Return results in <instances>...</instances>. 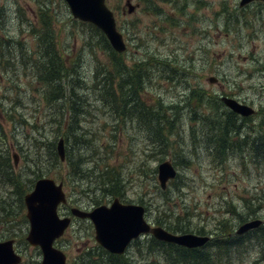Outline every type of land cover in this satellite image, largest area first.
Listing matches in <instances>:
<instances>
[{
	"label": "rangeland",
	"instance_id": "rangeland-1",
	"mask_svg": "<svg viewBox=\"0 0 264 264\" xmlns=\"http://www.w3.org/2000/svg\"><path fill=\"white\" fill-rule=\"evenodd\" d=\"M106 2L128 45L121 54L124 75L115 80L116 86L125 85L117 89L118 113L111 112L98 92L89 88L92 81L100 84L94 81L95 71L109 62L93 24L75 19L65 0H0V49L9 48L5 57L0 56V96L20 99L19 112L28 118L25 122L9 121L0 114L4 133L0 160L7 157V149L22 187L18 190L0 176V200L7 202L9 211L13 209L11 213L0 211L2 217H8L0 218V241L15 240V248L23 255L21 264H41L42 260L41 249L26 239L30 230L26 207L22 213H14L20 208L19 198L26 194L23 190L29 187L31 191L42 177L62 182L67 196L59 215L72 216V222L55 246L66 253L68 264H74L97 243L93 222L76 217L72 209L91 211L110 205L115 198L143 205L147 221L176 233L217 238L225 230L233 232L248 221L264 219V2L241 7V0H131L132 11L127 0ZM43 19L52 23L49 26L54 28L56 48L71 72L79 71L86 82V87L77 88L85 111L78 116L81 127L73 134L84 132L92 145L87 153L79 147L85 157L79 164L85 160L89 171L87 179L81 181L69 173L65 139V157L59 161L47 146L57 133H65L48 130H55L51 122L62 120L61 112L51 117L60 102L48 103L30 62L17 48L20 41L25 49H37V28L32 25L40 26ZM108 69L113 70L111 62ZM140 89L146 107L142 118L135 108L124 111L131 94L137 95ZM225 97L257 110L248 118V127L243 126L242 115H234L225 105ZM6 101V105L11 104ZM157 121L166 126L155 134ZM251 132L256 134L248 137ZM153 136L162 137L156 143L165 152L154 146ZM37 139L39 149L33 145L37 146ZM168 159L178 173L163 188L158 166ZM107 166L126 176L127 182L117 195L106 192L110 186L104 190L94 182ZM244 237L247 254L236 256L240 252L235 248L232 261L221 264H264V230ZM134 242L127 251L139 264L147 262L139 256Z\"/></svg>",
	"mask_w": 264,
	"mask_h": 264
},
{
	"label": "trees",
	"instance_id": "trees-1",
	"mask_svg": "<svg viewBox=\"0 0 264 264\" xmlns=\"http://www.w3.org/2000/svg\"><path fill=\"white\" fill-rule=\"evenodd\" d=\"M43 7V6H40ZM41 10V8L39 9ZM40 23V21H39ZM52 23H46L43 19V23H40V26L37 24H33L32 28L34 29L35 41L37 44V49L33 50L31 48L25 49L23 44L19 41L18 49H22L21 57L30 62V68L34 72L35 79L42 84L43 91L45 93L46 99L48 103H56L60 102L58 106H54V110L52 111L51 117L57 112H61L62 120L51 122L50 126L52 128H48L49 131L55 132L59 130H65L64 135H56L54 140H50L47 143V146L50 145L54 156L57 161H59L60 157L55 148L53 150L56 139L63 137L66 142V163L69 167V173H73L75 178L79 181L87 179L88 169L85 168V160L82 163V166L79 164L80 161L85 158L83 153H87L89 151V147L91 145L90 141L85 139L84 132H80L79 136L74 137V132L77 131V126L81 127L79 123L78 116L80 113L85 111L84 109V98L83 95L79 93V87L86 84L84 78L79 74V71L69 69L68 62L63 58L62 53L58 51L56 48V41L54 35V28L49 26ZM95 31L98 32L102 41L103 48L108 52L106 55L109 57V62L113 67V70L108 69L109 62L106 65L100 64V66L95 71V80L100 84H94L92 81L91 89H94V92L97 91L99 97H101V101L103 104H106L107 107L111 110V112H119V98L117 97V89L118 87L122 88L125 85H121L120 83L116 86L115 80L121 76V67L124 64L121 61V54L116 52L106 35L96 26L94 27ZM9 41V40H8ZM13 41V40H12ZM14 41L11 43L13 46ZM91 43V42H90ZM92 44V43H91ZM8 48V47H7ZM15 48V47H14ZM9 49V48H8ZM8 49L1 48L0 56L5 57L6 51ZM35 57V59L33 58ZM8 61V60H7ZM6 61V62H7ZM25 61V60H24ZM12 63L10 60L8 64ZM1 64H5L2 62ZM7 64V63H6ZM7 64V65H8ZM73 69V68H72ZM125 71V70H124ZM124 75V74H122ZM121 82L123 79H120ZM130 84V82H129ZM127 84V86H129ZM133 86H135V82H132ZM131 84V85H132ZM69 85H71L69 87ZM86 87V86H83ZM101 92H103L104 99L101 96ZM141 89L136 93L131 94L127 104L124 105V111H128V108H135L137 110V114L142 118L141 115H144V100L142 99ZM2 97V96H0ZM10 100L11 104L6 105L7 101ZM214 100V98H213ZM6 101V102H5ZM22 101L16 98H10L9 96H3L0 99V105L2 109L0 114L2 113L6 119L9 121H13L14 119H21L23 122L27 121L26 114L23 112H19V106L22 105ZM90 104V103H89ZM55 105V104H53ZM175 107H171L174 109ZM1 116V115H0ZM37 116H39L37 114ZM250 118V117H249ZM55 120V118H52ZM244 122L248 121V118H243ZM203 120V119H202ZM205 121V120H203ZM35 122H39L36 120ZM26 124V123H25ZM18 127L22 128L21 124H16ZM26 126V125H25ZM146 126V125H145ZM166 123L157 121L155 126V134L157 132H161V128H164ZM147 127V126H146ZM43 128V127H40ZM47 129V128H45ZM151 135V134H150ZM4 136V133L0 127V138ZM60 136V137H59ZM232 136V135H231ZM162 137L153 136V144L156 148H159L160 152H165L162 147H159V144L156 142L161 140ZM27 140V138L25 137ZM259 139L262 138L259 136ZM36 140V139H34ZM25 142H23L24 144ZM169 144V143H168ZM37 149H39L40 142L37 139V146L33 144ZM78 146L75 148V146ZM81 146V151L79 147ZM91 150H93L91 148ZM90 150V151H91ZM93 152V151H92ZM7 157L2 158L0 160V176L7 178V183L15 186L18 190H21V185H19V176L15 174V171L12 165L8 160L9 152L6 149ZM36 156H39V153H36ZM77 159L75 160V158ZM89 164V161L87 160ZM103 172V175H98V180H94L96 186L99 188H104L105 186H110L106 192L117 195L121 192L124 184L127 182L126 176L122 172H116L114 169L109 168ZM48 172V171H46ZM46 174V173H45ZM90 180V184H91ZM6 184V183H5ZM121 186V187H120ZM114 187H120L119 189H111ZM29 188V187H28ZM24 189L22 193H27L29 189ZM105 190V188H104ZM25 195V194H24ZM24 195H21L19 198V209L15 210V214L22 213L25 208L24 204ZM96 204L100 201L98 199L95 200ZM4 206L3 207H1ZM7 202L4 200H0V211H5L7 209ZM9 207V206H8ZM231 208V207H229ZM233 209V208H232ZM13 211V209L11 208ZM12 211L8 210V213ZM0 218H8L3 216L0 213ZM27 220V219H26ZM170 227V226H169ZM181 228V226H180ZM183 228V227H182ZM181 228V230H182ZM228 228V225H227ZM168 229V228H167ZM258 230H264V225L258 228ZM225 234L219 236L217 238H213L210 242H208L205 246L201 248H186L173 243H166L164 241H160L153 236H146L144 238H140L135 240L134 245L135 248L139 251V256L143 257V260L146 259L147 262L143 264H221L223 261L226 263L231 262L233 257V253L239 249L240 254L236 256L246 255L247 254V243L246 237L244 235H236L232 233L231 230H225ZM234 241V242H233ZM243 247V248H241ZM146 249V250H144ZM146 252V253H145ZM237 253V252H236ZM152 258V259H151ZM74 264H139L138 259L134 257L131 252H127L124 255H115L111 254L102 248L99 244H95V247L91 250H87L83 253L82 256ZM142 264V263H140Z\"/></svg>",
	"mask_w": 264,
	"mask_h": 264
},
{
	"label": "water",
	"instance_id": "water-1",
	"mask_svg": "<svg viewBox=\"0 0 264 264\" xmlns=\"http://www.w3.org/2000/svg\"><path fill=\"white\" fill-rule=\"evenodd\" d=\"M74 18L97 25L106 34L114 49L123 52L126 49L123 34L117 29L114 13L106 6L105 0H66ZM257 0H241L245 6ZM264 1V0H262ZM129 10L134 6L128 1ZM212 81L215 79L212 78ZM225 104L234 112L245 116L253 109L233 98L224 99ZM62 159L65 157L64 140L57 146ZM16 157V156H15ZM17 161V158H16ZM177 176V169L171 160H165L158 166V180L161 187ZM67 201L63 183L57 184L52 178L43 177L36 181L33 190L24 196L30 230L27 240L42 251L41 264H67L66 254L54 246L69 226V217L60 218L58 206ZM81 217L92 220L96 230V240L108 252L121 255L130 243L141 235L150 234L159 240L175 243L189 248L201 247L209 240L208 235L195 233H173L162 226H153L145 218V207L139 204L123 203L115 198L110 205H99L91 211L72 209ZM261 220L255 219L242 224L237 233H244L259 226ZM22 260L14 249V239L0 241V264H19Z\"/></svg>",
	"mask_w": 264,
	"mask_h": 264
},
{
	"label": "flooded vegetation",
	"instance_id": "flooded-vegetation-1",
	"mask_svg": "<svg viewBox=\"0 0 264 264\" xmlns=\"http://www.w3.org/2000/svg\"><path fill=\"white\" fill-rule=\"evenodd\" d=\"M257 114V112L255 113V115ZM254 115V116H255ZM247 123V121H245L244 123H243V126L245 125ZM251 125H253V124H251ZM249 126V124H246V126L245 127H248ZM254 128H255V126H253ZM259 133L261 132V131H258ZM254 134H256V132H251V133H248L247 135H248V137H251V136H253Z\"/></svg>",
	"mask_w": 264,
	"mask_h": 264
},
{
	"label": "bare ground",
	"instance_id": "bare-ground-1",
	"mask_svg": "<svg viewBox=\"0 0 264 264\" xmlns=\"http://www.w3.org/2000/svg\"><path fill=\"white\" fill-rule=\"evenodd\" d=\"M244 105H247V104H244ZM248 106V105H247ZM254 108V107H253ZM242 118H249L248 116H243Z\"/></svg>",
	"mask_w": 264,
	"mask_h": 264
}]
</instances>
